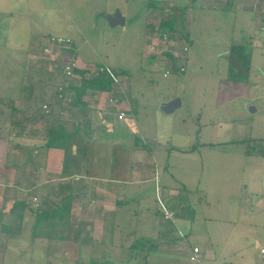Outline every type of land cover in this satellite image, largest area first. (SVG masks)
I'll list each match as a JSON object with an SVG mask.
<instances>
[{
	"label": "crops",
	"instance_id": "0c3cea01",
	"mask_svg": "<svg viewBox=\"0 0 264 264\" xmlns=\"http://www.w3.org/2000/svg\"><path fill=\"white\" fill-rule=\"evenodd\" d=\"M17 1L21 0H15ZM25 1L22 0L27 7L21 9H25L24 11L19 10V18L14 17L12 9L0 14V50L5 49V52L10 53L17 68L16 73L15 70H10V74H6V71L1 72L0 67V82L5 81L0 91V123L5 127L0 129V135L6 132V128L8 132L12 129L6 140L0 137L3 142L5 140V145L0 142V258L14 251L22 261L24 251L13 245L25 239L29 241L26 247L31 246L35 251L34 256L39 259L43 257L45 264H81L84 260L88 261L87 255L101 256V261L109 256L113 259L117 257V261L127 257L146 256L148 264H189L183 260L186 257L189 259L192 248L180 241L197 230L203 232L204 236L203 243L193 245L198 246L202 252L201 259L196 264H235L240 250L236 245L238 235L246 237L249 236V230L261 231L258 228L261 218L255 216L256 213H264V193L261 188L250 191L249 194L246 191L245 195L240 193L238 197L241 198L235 205V212L238 213L236 218L212 217L210 212L201 214L199 218L196 214L191 218L186 217L187 219L181 217L178 224L175 220L163 218L158 208L151 206L155 187H160L164 200L175 215L180 217L181 209L191 203L186 196L190 191L189 177L179 176L176 169L169 168L168 161L166 166L162 165L160 168L156 165L154 151L147 150L140 142L134 143L130 149V165H120L118 149L110 159L105 152V148L111 152L118 148L117 143L111 142L109 136L100 134L111 128L128 129L138 116L136 106L141 107L137 98L139 92L132 95L128 71H119L122 79L120 86L112 84L110 90L88 89L82 97L83 105L79 108L73 103V87L78 86L82 79L66 77L64 62L60 60L63 64L56 63L55 72L44 81L41 99L34 101L38 79L30 72L35 56L32 49L43 48L49 35L71 37L74 42L72 52L78 57L80 66L91 64V61L87 54H80L87 39H82L81 42L77 33L70 29L71 24H58L60 27H67L65 30L69 33L66 34L45 31L41 22L39 24V16L27 9L29 5ZM156 1L146 4L143 10L146 15L145 36L148 43H144L145 57L159 59L156 55H150L149 44L162 25L171 24L174 28L171 32L183 35L187 42L200 46L201 28L198 25L194 34L192 20L202 18L201 24L206 16L217 20L220 18L223 26L230 28L228 36H221L218 40L227 60L226 79L222 83L246 85L249 89L253 58L256 57L257 48L264 43V15L258 0ZM106 9L103 16L113 13ZM123 15L126 20V15ZM12 24H15L20 36L15 40L11 36L3 39V30L11 28ZM233 45L252 47L246 81L233 82L227 78V55ZM165 63H162L164 71ZM258 67L264 73V64ZM171 73L173 72L167 75ZM60 85L65 88L63 97L58 95ZM66 91L71 93L68 97ZM239 93L244 95L246 91L244 93L241 90ZM44 104H48V112L42 110ZM122 110L126 116L120 119L118 113ZM253 111L256 109L253 108ZM58 125H62L68 132L76 133L72 139V155L80 161V167L72 174L62 173L64 149L47 145L49 130ZM138 128L142 133L139 121ZM30 130L32 133L28 134ZM200 132L199 127L197 135ZM155 136L161 138L163 135L156 131ZM144 142L147 143L148 140ZM104 143L109 144L107 146ZM157 146H162L161 142L158 141ZM119 148L123 151L121 145ZM178 149L182 151L181 147ZM173 152L177 153L176 150ZM29 191L41 192H37L40 195L36 199L35 208H30L27 201L19 225L20 219L12 209L14 203L24 200ZM196 204H200V208L203 204L205 207L210 206L204 197ZM37 207L49 209L50 213L53 210L57 212L44 221L36 222ZM252 209L253 213H249ZM184 231L186 233L181 236ZM168 236L172 242L165 241ZM176 239L181 240L177 242ZM5 244H9L7 248L4 247ZM39 244L45 245L39 248ZM75 251L77 259L71 260ZM31 263L38 264L32 259Z\"/></svg>",
	"mask_w": 264,
	"mask_h": 264
},
{
	"label": "rangeland",
	"instance_id": "374dc122",
	"mask_svg": "<svg viewBox=\"0 0 264 264\" xmlns=\"http://www.w3.org/2000/svg\"><path fill=\"white\" fill-rule=\"evenodd\" d=\"M150 2L157 1L26 0L25 4L29 5L27 9L33 10L39 16V24L41 22L45 31L66 34L69 33L65 30L67 27H60L58 24L62 22L71 24L70 29L77 33L81 42L82 39H87L83 48H78L80 54H87L91 64L105 63L117 71L124 69L128 71L132 95L139 92L137 98L140 100L141 107L136 106L139 110L138 116L128 129L111 128L100 133L101 136H109L112 139L111 142H116L118 146L112 152L105 148L107 158L114 157L118 149L120 157L118 164L130 165V149L134 143L140 142L147 150L154 151L156 165L160 168L162 165L166 166L168 161L169 168L176 169L179 176H188L190 191L186 196L191 203L181 209L180 217L174 215L177 224L180 223L181 217V219H187L186 217L191 218L196 214L199 218L206 212H210L212 217L236 218L238 213L235 212L237 210L235 205L241 198L238 197L240 193L245 195L246 191L249 194L250 191L260 188L264 193V73L258 67L264 64V43L262 47L257 48L256 57L253 58L249 89L241 84L226 82L223 84L222 80L226 79L227 60L223 56L224 48L219 46L218 40L221 36H228L230 28L223 26V20L220 18L218 21L211 16H206L201 24L202 18H195L192 20L193 33L195 34V28L197 29L199 25L200 33H202L199 35L201 45L197 46L188 41L186 70L164 76L162 63L166 62L167 67L169 61L148 59L143 51L146 48L144 43L148 44L145 36L146 15L143 10ZM25 7L27 5L25 6L22 0L17 2L0 0V14L12 9L14 11L12 14L17 17L19 10L24 11L25 9H21ZM105 8L108 11L120 10L122 14L124 13L125 26L111 25L103 16ZM2 35L3 39L11 36L12 40L20 36L15 24L3 30ZM155 35L158 37L159 32ZM32 52L35 56L30 72H33L38 79V89L34 97V101L37 102L41 99L44 81L56 70L55 64L62 65L63 62L60 61L59 56L55 54L50 56L40 47L33 48ZM73 54L76 56L75 53ZM12 60L15 61L8 51L0 50L1 72L6 71V74H10V70H15L14 73H16L17 68ZM4 84L5 81L2 80L0 91ZM241 90L246 93L244 95L239 93ZM70 94L66 91L67 97ZM6 95H8L7 92ZM175 98H180L181 105L168 112L164 107ZM253 108L256 111H253ZM28 117L30 118V115ZM138 121L143 128L142 133L138 128ZM3 127L5 125L0 123V129ZM199 127L201 132L197 135ZM10 131H12L11 128L9 132L6 128V132L0 137L6 140ZM156 131L163 136L157 138ZM30 133H32L31 130L28 134ZM3 139H0V142H3ZM145 140L148 142H144ZM158 141L162 146H157ZM104 144L108 146L109 143ZM120 145L123 151L119 148ZM178 147H181L182 151H179ZM189 149L193 150L183 152ZM175 150L177 153L173 152ZM8 161L11 165L13 164L12 161ZM37 192L41 191H29L24 196V200L29 201L30 208L36 207L35 202L40 195ZM163 196L160 187H155L151 206L157 207L161 214L163 211L158 198L164 200ZM202 197L210 204L209 207L203 204L200 208V204H196L201 202ZM165 203L167 204L166 201ZM251 212L253 213V209L249 213ZM255 216L261 218V225L258 226L261 231L249 230V236L246 237L243 234L238 235L236 245L240 250L235 264H264V253L261 251L264 247V213H256ZM198 221L201 222V219ZM185 233L184 231L183 235ZM203 236V232L196 230L188 238L180 237L182 240L176 239V241L185 242L191 249L194 243H203ZM165 241L172 242L170 236L166 237ZM16 243L13 246L24 251L21 256L22 261L19 254L11 251L8 256L0 258V264H32L31 259L38 264H45L42 261L43 257L39 259L34 256L35 251L31 246L26 247L29 241L23 239ZM8 245L5 244L4 247L7 248ZM44 245L39 244L38 247L42 248ZM31 252H33L32 255ZM74 254L71 260L77 259L76 251ZM86 258L88 261L84 260L81 264H148L146 256L121 258L120 261H117V257L113 259L109 256L103 259L104 262L101 261V256L87 255ZM189 259L186 257L183 262L197 263Z\"/></svg>",
	"mask_w": 264,
	"mask_h": 264
},
{
	"label": "built area",
	"instance_id": "2783aa9c",
	"mask_svg": "<svg viewBox=\"0 0 264 264\" xmlns=\"http://www.w3.org/2000/svg\"><path fill=\"white\" fill-rule=\"evenodd\" d=\"M260 3L261 12L264 15V0H258ZM159 36L152 39L149 44L150 55H156L161 60H168L169 66L165 68L164 75L170 72H183L186 70L185 64L187 62V53L189 46L187 40L178 33L174 32H159ZM73 39L71 37L63 35H49L46 39L43 50L46 54L52 56L53 54L60 57V60L64 63V74L68 78H81L82 75L77 72V69L85 70L87 76L95 77L100 74H105L112 80V84L116 86L122 85L121 76L115 71L114 68L105 63L86 64L80 66L78 63V57L73 54ZM64 53V54H61ZM72 55L69 56L68 54ZM79 78V79H80ZM80 79V80H81ZM64 88L62 85L58 88L59 97H63ZM65 92V91H64ZM43 109L48 112V104L43 105ZM126 116L125 111L118 113V118L123 119ZM160 207L162 209L163 217L169 220H174L175 212L171 207L165 203L162 198H158ZM183 236V234L181 233ZM264 253V249L261 250ZM201 249L198 246H194L191 250L190 259L192 261H200Z\"/></svg>",
	"mask_w": 264,
	"mask_h": 264
},
{
	"label": "trees",
	"instance_id": "16d2710c",
	"mask_svg": "<svg viewBox=\"0 0 264 264\" xmlns=\"http://www.w3.org/2000/svg\"><path fill=\"white\" fill-rule=\"evenodd\" d=\"M173 26L170 24L162 25L159 29V32H171L173 31ZM251 55H252V47L249 45H233L230 48V51L227 55L228 58V70H227V78L230 81H246L248 78V73L251 64ZM117 73L119 71L115 70ZM77 72L82 75V81L78 86L73 87L74 91V100L73 103L81 108L83 105L82 97L86 93V91L90 88L98 89V90H110L112 88V80L105 74H100L95 77L87 76L85 70L77 69ZM72 98V99H73ZM41 110V109H40ZM44 112L45 110L42 109ZM75 132H68L62 125L54 126L49 130V138L47 141L48 146H55L64 149V160H63V174H72L78 167H80V161L77 160L76 156L72 155V145H73V137ZM26 201H16L14 203L12 212L19 217V225L23 218V211L26 207ZM21 210H18V209ZM45 210L42 207H37L35 213L36 222L39 220L44 221L51 214H55L57 210H53L52 213Z\"/></svg>",
	"mask_w": 264,
	"mask_h": 264
},
{
	"label": "water",
	"instance_id": "95a60500",
	"mask_svg": "<svg viewBox=\"0 0 264 264\" xmlns=\"http://www.w3.org/2000/svg\"><path fill=\"white\" fill-rule=\"evenodd\" d=\"M104 16L111 25H124L126 21L124 15L119 10H116L113 13L105 14ZM180 104H181L180 98H175L174 100L166 104L164 108L165 110L170 112Z\"/></svg>",
	"mask_w": 264,
	"mask_h": 264
}]
</instances>
